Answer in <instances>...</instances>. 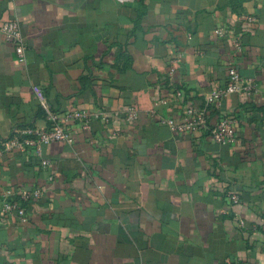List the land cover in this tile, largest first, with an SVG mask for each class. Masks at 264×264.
I'll list each match as a JSON object with an SVG mask.
<instances>
[{
	"label": "crops",
	"instance_id": "0c3cea01",
	"mask_svg": "<svg viewBox=\"0 0 264 264\" xmlns=\"http://www.w3.org/2000/svg\"><path fill=\"white\" fill-rule=\"evenodd\" d=\"M9 21L27 53L0 33L1 139L49 126L36 87L61 118H108L4 153L0 264H264V0H0ZM229 62L257 84L211 112L236 120L233 143L161 122L203 106ZM38 188L28 222L2 215Z\"/></svg>",
	"mask_w": 264,
	"mask_h": 264
},
{
	"label": "built area",
	"instance_id": "2783aa9c",
	"mask_svg": "<svg viewBox=\"0 0 264 264\" xmlns=\"http://www.w3.org/2000/svg\"><path fill=\"white\" fill-rule=\"evenodd\" d=\"M217 33L222 35L223 29L218 28ZM0 33L5 40L14 45L17 60L21 63L26 62L27 43L22 34L21 27L17 21L5 22L0 27ZM235 48L241 47V40H234ZM180 57L172 60V63L179 62ZM173 70V69H172ZM228 83L225 86H217L205 96L203 106H188L182 119L176 121L174 118H162L161 122L168 125L174 133H208L212 140L221 145H228L235 141L236 138V120L231 116L218 115L212 117V110L221 107L224 100L233 94H240L251 97L257 89V84L252 78H247L233 65L228 63ZM41 106L46 112V120L49 126L45 129L24 128L16 129L12 136L3 139L0 143V161L6 151L15 148L24 150L27 147H34L38 155H41V147L55 141L65 140L70 142L71 138L64 129L63 123L71 119L78 120L84 129H89L91 120L102 118L106 120L108 116L104 113H91L87 111H74L60 117L49 108L46 98L41 88L36 87ZM178 95L181 94L178 92ZM139 110L131 107L127 112L128 120H135L139 116ZM42 165H48V161L43 159ZM44 192L36 189L31 192H20L18 194L7 193L4 195L2 203V215L17 216L21 222L26 223L29 220L25 203L43 197ZM245 227L242 221L240 224Z\"/></svg>",
	"mask_w": 264,
	"mask_h": 264
},
{
	"label": "trees",
	"instance_id": "16d2710c",
	"mask_svg": "<svg viewBox=\"0 0 264 264\" xmlns=\"http://www.w3.org/2000/svg\"><path fill=\"white\" fill-rule=\"evenodd\" d=\"M55 113H56V112H55ZM45 115H46V112H45ZM2 140H3V139L0 138V143H1Z\"/></svg>",
	"mask_w": 264,
	"mask_h": 264
}]
</instances>
